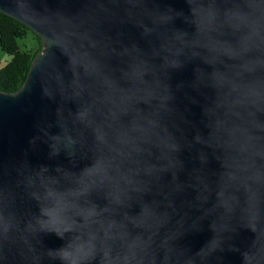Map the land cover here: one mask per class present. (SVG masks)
<instances>
[{
  "label": "water",
  "instance_id": "water-1",
  "mask_svg": "<svg viewBox=\"0 0 264 264\" xmlns=\"http://www.w3.org/2000/svg\"><path fill=\"white\" fill-rule=\"evenodd\" d=\"M41 37L0 90V264H264V0H0Z\"/></svg>",
  "mask_w": 264,
  "mask_h": 264
},
{
  "label": "trees",
  "instance_id": "trees-1",
  "mask_svg": "<svg viewBox=\"0 0 264 264\" xmlns=\"http://www.w3.org/2000/svg\"><path fill=\"white\" fill-rule=\"evenodd\" d=\"M30 31L35 34L33 44L21 42ZM39 41L41 37L33 30L0 11V47L9 57L0 66V90L14 92L21 87L34 57L42 49Z\"/></svg>",
  "mask_w": 264,
  "mask_h": 264
},
{
  "label": "rangeland",
  "instance_id": "rangeland-1",
  "mask_svg": "<svg viewBox=\"0 0 264 264\" xmlns=\"http://www.w3.org/2000/svg\"><path fill=\"white\" fill-rule=\"evenodd\" d=\"M35 40H36L35 39V34L30 31L28 33V36L26 38H24V39H21L20 41L21 42H26V43H29V44H33V41H35ZM39 42H40L39 44L42 45V40L39 41ZM36 44L37 43H35L34 45L36 46ZM8 58H9L8 55L0 47V66L5 65V63L7 62Z\"/></svg>",
  "mask_w": 264,
  "mask_h": 264
}]
</instances>
